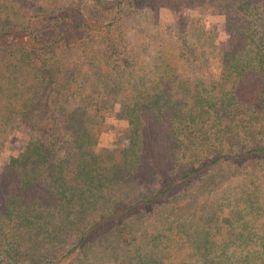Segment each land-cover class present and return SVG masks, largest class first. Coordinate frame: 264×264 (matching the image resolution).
I'll list each match as a JSON object with an SVG mask.
<instances>
[{"label": "trees", "instance_id": "16d2710c", "mask_svg": "<svg viewBox=\"0 0 264 264\" xmlns=\"http://www.w3.org/2000/svg\"><path fill=\"white\" fill-rule=\"evenodd\" d=\"M0 4V148L26 138L0 167V264H81L107 234L128 264H264V0ZM155 7L173 34L155 29ZM196 9L223 15L227 48L189 34ZM131 14L150 28L135 40L145 58ZM83 79L94 112L57 122L51 92ZM117 107L128 144L102 151L96 120Z\"/></svg>", "mask_w": 264, "mask_h": 264}, {"label": "rangeland", "instance_id": "374dc122", "mask_svg": "<svg viewBox=\"0 0 264 264\" xmlns=\"http://www.w3.org/2000/svg\"><path fill=\"white\" fill-rule=\"evenodd\" d=\"M157 7H155V10L152 12L155 18L159 17L156 19L158 24L155 29L168 35L173 34V20L171 13L167 9H158ZM190 16L196 17L197 19L191 24L189 28V34L191 33V35H194L198 40H200V44H202L203 39L201 33L205 27L206 31L209 32L207 36L210 38L209 42L206 43L211 44L213 47L219 45L220 49L227 48L229 37L225 32V18L223 15L218 14L217 12L206 13L203 10L196 9L190 13ZM6 19H9L8 13L3 11L0 7V22L3 23ZM11 20L17 24L23 22V20H20V18H14ZM140 24L141 18L131 14L125 17L123 28L126 30L128 42L130 44H134V46L131 47L134 49L133 53L145 58L148 54L146 48L139 49L135 40H137L141 32H150V28L147 26H143L142 28ZM191 35H188L189 39ZM203 49L205 51L206 47ZM209 53H211V51H209ZM212 60L215 69L216 62L213 58ZM85 83L86 82L83 79L78 84L74 83V87L70 88V91H64L63 89L56 88L51 92L50 115L56 118L57 122L62 121V116L60 114H62L64 111L69 112L76 108L89 110V114L92 115L91 113L94 112L95 108L93 107L95 103L94 100L97 98L96 93L92 89L95 87L94 85L86 86ZM96 88L98 90L100 89L102 94L105 92L101 85H98ZM58 100H61V103L57 104ZM109 108H111V105ZM113 114L115 115L114 117L105 116L103 119L101 117V119L96 120L97 125L103 122L99 136V147L102 149V151H113L118 147H126L128 144L130 135V127L128 123L123 119L121 110L118 107ZM39 115L42 116L43 112H41ZM40 116L37 117L40 118ZM12 126L15 131L21 130L33 137H37V133H35V129L33 128V124L31 123L30 119L15 120ZM11 136L9 134L7 140L3 142L2 145L4 148H0V167H2L3 162L8 156L18 152L22 148L23 143L26 140V138H24L22 135ZM57 144L58 147H62L58 156L63 158L66 155L65 151L68 146L66 144V139L61 137ZM128 251L129 250L126 248H120L118 245H116V239L113 234H107L102 238L100 244L97 245L94 252H90L87 259H83L81 264H128L130 263L127 262L128 257L126 254H128Z\"/></svg>", "mask_w": 264, "mask_h": 264}]
</instances>
